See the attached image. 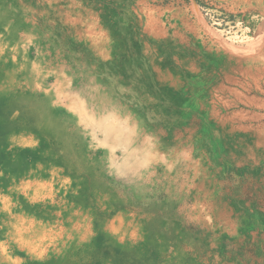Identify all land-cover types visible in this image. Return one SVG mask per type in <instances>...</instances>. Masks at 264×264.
<instances>
[{
	"label": "rangeland",
	"instance_id": "1",
	"mask_svg": "<svg viewBox=\"0 0 264 264\" xmlns=\"http://www.w3.org/2000/svg\"><path fill=\"white\" fill-rule=\"evenodd\" d=\"M0 264H264V0H0Z\"/></svg>",
	"mask_w": 264,
	"mask_h": 264
}]
</instances>
